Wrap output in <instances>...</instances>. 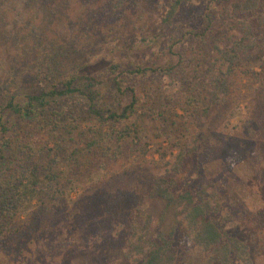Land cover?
<instances>
[{
	"label": "trees",
	"instance_id": "1",
	"mask_svg": "<svg viewBox=\"0 0 264 264\" xmlns=\"http://www.w3.org/2000/svg\"><path fill=\"white\" fill-rule=\"evenodd\" d=\"M67 1L0 0L3 24L10 22L8 16L14 19L12 10L17 5L25 7L26 15L38 14L41 21L38 27H31V48L22 47L23 53L18 49L14 53L22 56L36 48L33 71L26 83L31 89L23 91L21 99L5 88L0 90V251L9 258L15 246L20 244L18 248L24 251L30 244L44 264H76L80 254L88 257L87 264H110L106 254L115 245L111 236L118 231L103 236L98 234L101 231L94 232V239V233L90 237L86 234L83 243L76 244L69 241L61 227L64 218L60 211L68 200L70 184H84V175L94 164H108L122 154L124 146L137 145L135 150L140 155L145 153L137 122L154 105L157 94L152 86L137 92L133 78L150 71L178 79L179 91L171 104L180 108L182 115L177 117L185 123L198 111L207 115L208 108L230 96L229 78L243 80L238 82L241 87L259 82L260 72L252 67L264 70V0H166L158 27L165 30L174 26L161 51L164 61L153 68L134 65L125 70L112 63L108 66L110 88L94 71L65 72L63 56L67 49L63 41L48 35L42 27L43 22L58 19L55 9L67 5ZM74 1L88 15L89 23L116 25L132 12L129 23L140 30L142 15L150 8L147 0ZM216 4H221V22L231 31L226 28L213 35L207 10ZM187 7L195 10L192 17ZM114 13L119 17L115 23ZM66 99H73L72 104H59ZM5 116L12 121L5 120ZM82 123L84 129H80ZM223 140L218 148L229 141ZM173 146L177 153L169 170L174 173L187 152H193L194 159L201 158V162L213 158L204 145L187 148L177 142ZM136 171L133 169L132 174ZM208 176L202 187L195 189H180L169 175L151 178L144 188L146 195L164 199L172 207L173 224L167 234L158 232L147 239L144 231L148 219L139 228L130 225L128 232L119 231V237L125 238L120 248L122 257L140 256L138 264H188L187 258H198L201 264H251L254 256H260L264 264L263 223L258 224L257 216L251 214L254 219L250 217L247 224L252 232L246 229L238 235L241 211H236L228 199L223 200L225 188L215 174ZM84 194L79 204L81 216L84 206L90 212L97 205L96 196L101 193L95 186L84 188ZM22 211L28 213L20 219ZM85 217L81 227L90 223L92 228L98 223L96 217ZM245 234L248 242L239 238ZM95 240L101 243L97 245Z\"/></svg>",
	"mask_w": 264,
	"mask_h": 264
},
{
	"label": "rangeland",
	"instance_id": "2",
	"mask_svg": "<svg viewBox=\"0 0 264 264\" xmlns=\"http://www.w3.org/2000/svg\"><path fill=\"white\" fill-rule=\"evenodd\" d=\"M147 1L150 8L145 15L141 14L142 20L138 24L143 26L141 30L139 26L133 28L129 23V19L133 17L132 12H127L126 18L122 16V19H125L122 21L114 13L112 21L117 19L119 23L113 25L112 22H87L88 15L74 0H68L67 5L57 7L55 10L58 19L43 22L42 27L48 35L63 41V47L67 49L63 56L65 72L72 69L78 70L79 73L94 71L108 83L107 88H110V64H118L125 70L132 69L134 65L153 68L160 60L164 61L161 51L174 25L165 30L158 27L157 20L166 0ZM186 9L192 13V17L195 10L188 7ZM207 11L213 23V35L228 29V25L221 22L222 16H219L221 4L209 5ZM12 15L14 19L8 16L10 22L7 24H3L0 18V90L5 88L21 99L22 92L31 89L26 83L33 71L36 48L24 52L22 56L14 53L16 49L18 53H23L24 47L31 48L30 45L34 41L31 27H38L41 21L38 14L26 15L23 6L17 5L13 8ZM8 32H11L10 36ZM252 69L260 72L259 82L241 87L238 82L243 83V80L229 78L230 96L208 108L207 115L198 111L186 123L177 117L182 115L180 108L171 104V98L179 91L178 79L150 71L144 76L133 78L137 92H142L141 89L145 86H152L157 94L154 105H150L146 114L137 122L139 141L145 147V153L140 155L135 150L137 145L133 148L124 146L122 154L108 164H94L84 175V184H70L68 200L65 208L60 211L61 217L64 218L61 227L69 241L80 244L86 234H90V237L94 232L101 231L98 234L103 236L105 233L110 235L111 232L118 231L111 236V239L115 240L112 244L115 245L106 254L108 263L138 264L140 256L129 259L122 257L120 248L125 238L119 237V231L127 229L128 232L130 225L139 228L143 221L148 219L144 231L145 239L155 237L158 232H169L173 224L172 207L167 206L164 199L148 197L144 190L151 178L168 175L177 181L180 189H195L197 186L202 187L209 179L208 175L215 174L219 185L225 188L222 190L223 200L228 199L233 207H236L235 210L242 213L243 219L237 227L238 235L246 229L252 232V226L247 224V220L250 217L254 219L253 215L257 216L255 218L258 224L264 225V70L259 71L258 66H253ZM35 91L37 89H33V92ZM72 101L73 99L60 100L59 104H72ZM4 118L12 121L10 116ZM132 120L133 116L129 118L130 122ZM84 127L86 126L82 123L80 129ZM181 127L184 129L182 132ZM180 135L184 137L180 138ZM224 138L229 141L218 148L217 145L223 142ZM73 139L76 138L73 136ZM177 142L186 144L187 148L192 144L197 147L204 145L211 150L213 158L201 162V158L194 159L193 152H187L179 170L174 173L169 170V164L174 161L177 153V147L173 146ZM135 168L137 174H132ZM95 186L101 193L96 196L98 203L90 212L89 208L84 206L86 210L81 216L79 204L85 197L83 190ZM243 209L247 210L246 213ZM26 213L28 211H22L20 219H23ZM89 213L91 216H88ZM85 215V218L90 217L91 220L96 217L98 223L92 228L90 223L81 227L80 222ZM239 238L247 242L249 240L247 234ZM100 241L94 242L98 245ZM19 245L15 246L9 258L0 251V264L45 263L37 253L36 247L29 244L27 250L21 251ZM186 261L188 264H201L198 258H187ZM75 263L87 264L88 257L80 254ZM251 264H263V259L254 256Z\"/></svg>",
	"mask_w": 264,
	"mask_h": 264
}]
</instances>
